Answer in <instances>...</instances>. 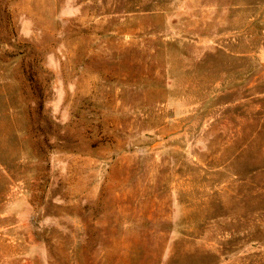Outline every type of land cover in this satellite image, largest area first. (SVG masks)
Returning a JSON list of instances; mask_svg holds the SVG:
<instances>
[{"label":"rangeland","instance_id":"rangeland-1","mask_svg":"<svg viewBox=\"0 0 264 264\" xmlns=\"http://www.w3.org/2000/svg\"><path fill=\"white\" fill-rule=\"evenodd\" d=\"M264 264V0H0V264Z\"/></svg>","mask_w":264,"mask_h":264},{"label":"crops","instance_id":"crops-1","mask_svg":"<svg viewBox=\"0 0 264 264\" xmlns=\"http://www.w3.org/2000/svg\"><path fill=\"white\" fill-rule=\"evenodd\" d=\"M210 255L213 258L212 259V263L211 264H233L231 259H228L227 262L226 261H222V258L220 257V255H222V257L224 258V255L222 253H220L218 248H214L211 247V251H210ZM242 257H243V263L242 264H249L250 263V257L245 258L248 255V252H243L242 253Z\"/></svg>","mask_w":264,"mask_h":264}]
</instances>
